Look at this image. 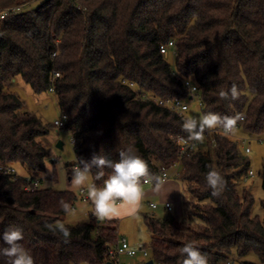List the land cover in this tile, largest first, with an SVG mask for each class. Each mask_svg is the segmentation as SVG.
Listing matches in <instances>:
<instances>
[{"label": "trees", "instance_id": "1", "mask_svg": "<svg viewBox=\"0 0 264 264\" xmlns=\"http://www.w3.org/2000/svg\"><path fill=\"white\" fill-rule=\"evenodd\" d=\"M169 41L176 51L173 66L159 51ZM17 77L37 95L52 89L67 117L76 143L74 161L64 164L68 179L79 159L103 154L118 161L129 148L152 173L159 166L170 170L179 161L178 138L187 140L184 117L148 94L187 100L185 79L198 88L201 115L244 113L243 131L264 134V0H0V234L22 228L21 243L35 264H107L115 221H96L91 214L89 222L66 224L65 242L48 225L61 223L78 196L24 190L41 183L46 153L39 139L48 130L7 88ZM233 84L239 99H221L219 93ZM17 168L28 175H17ZM212 169L226 181L220 197L207 187ZM248 170L233 138L215 135L213 146L188 151L174 178L184 219L143 216L150 241L142 248L149 260L182 264L180 250L191 242L207 254L208 264H223L232 255L256 259L242 264H264V199L262 216H253V197L237 188ZM104 171L96 180L93 169L91 183L102 187L111 169ZM61 200L70 205L68 212Z\"/></svg>", "mask_w": 264, "mask_h": 264}, {"label": "clouds", "instance_id": "2", "mask_svg": "<svg viewBox=\"0 0 264 264\" xmlns=\"http://www.w3.org/2000/svg\"><path fill=\"white\" fill-rule=\"evenodd\" d=\"M219 95L221 99L229 97L232 100L239 99L237 85L233 84L229 91H221ZM245 118L244 113L221 116L219 113L209 111L199 117H185L182 130L187 133V141L203 143L205 134H210L217 129H222L225 135L232 134L238 122H243ZM179 139L181 143L186 142L184 137ZM119 157L118 161H113L106 155L94 154L91 160L79 159L72 170L71 189L74 191L87 189L94 208L93 214L100 221L136 215L146 195L143 184H151L153 194L163 199L165 203L169 194L175 190L171 187L166 175L152 173L147 162L131 148L120 151ZM93 169H96L94 174L96 180L105 177V169H111L102 187L89 183L90 177L93 176ZM48 171L50 172L51 168ZM205 179L207 187L211 189V195L220 197L226 187V181L220 172L212 169L206 174ZM60 205L65 212L69 211L70 205L67 202L61 200ZM48 227L53 232L59 231L65 242H68L70 231L63 223L58 222ZM0 240L5 245L0 247V257L5 258L6 264H35L30 250L21 243L24 240L22 228L9 227L0 234ZM180 251L184 256L182 264H208L207 254L202 253L191 242L184 244Z\"/></svg>", "mask_w": 264, "mask_h": 264}, {"label": "rangeland", "instance_id": "3", "mask_svg": "<svg viewBox=\"0 0 264 264\" xmlns=\"http://www.w3.org/2000/svg\"><path fill=\"white\" fill-rule=\"evenodd\" d=\"M167 59L169 61V64L173 66L174 60L171 54L167 56ZM9 85L11 88L10 91L14 92L15 95H17L22 100L24 109L30 114V117H36L37 119H39L43 126L48 130L47 134L40 137L39 139L41 144L45 148L46 153L44 170L39 175V179L41 180L39 188L51 189L54 191L69 190L76 194L78 190L74 191L71 189V182L68 183L67 171L64 167V164L72 163L74 161V151L70 135L68 132L57 131L51 124L53 119H55L59 113L54 93L50 91L37 95L31 90L29 85L24 83L19 77L16 78L15 83L11 82L10 84H7V88L9 87ZM200 115V108H198L197 105L193 103L185 112L184 118L189 116L199 117ZM232 136L233 139L237 142L242 155L249 161V169L254 172V177L249 178L245 181L243 179V181L238 184V191L241 192L242 189H247L250 192L254 200L251 214L253 216L261 217L262 210L260 208V202L264 199V191L262 189L264 134L251 138L246 134V132L243 131V129H237L232 133ZM257 139H259L260 141H258ZM57 142L62 143L61 149L56 148ZM208 145L209 140L206 136L203 143L196 142V147L201 150H205ZM245 146H248L250 149V152L248 154H244L243 152ZM49 168H51L50 172L48 171ZM16 174L21 175V171L18 168L16 169ZM89 183H91L90 179ZM93 211L94 208L89 197L86 201H81L79 199L74 204L72 210L63 218V221L61 223H63L64 225H74L80 222H89V217L91 214H93ZM141 212L142 213L137 218L126 220L123 222L121 221V224L119 225L120 227L118 228L119 231L117 229L119 236L125 238L128 243L129 240H133L139 243L136 247H133L136 250L142 248L147 239V232L144 228L142 220L143 215L146 214L149 216L153 214L156 218L160 217V219L165 218L163 217L165 216L164 214H166V216L169 218H172L173 216L172 213L166 212L165 210H163V208H160L159 211L153 212L149 209L148 204L143 206ZM93 216L94 220H98L94 214ZM183 219L184 210L183 216L178 218V220ZM124 260H126L130 264H134V262L136 261L127 258H124ZM229 261L231 262V264H242V262L244 261L256 262V259L250 256L240 258L236 255H232L230 256Z\"/></svg>", "mask_w": 264, "mask_h": 264}, {"label": "built area", "instance_id": "4", "mask_svg": "<svg viewBox=\"0 0 264 264\" xmlns=\"http://www.w3.org/2000/svg\"><path fill=\"white\" fill-rule=\"evenodd\" d=\"M3 17V15L1 16ZM160 53L164 56L167 57L169 54H171L172 58L176 56V51H175V46L172 41H169L166 45L160 46L159 49ZM58 73H54V77H58ZM183 86L184 89L189 93V97L187 100H162L159 98L154 97L152 94H148V99H151L158 105L167 108L173 112L178 113L180 116L184 117L185 114V108L187 110L189 109L191 104H196L198 108H202V103L198 97V88L195 83H193L191 80L185 79L183 81ZM53 92V90H50ZM58 122H60V126H58ZM67 117L63 115L62 113H58V116L53 119L52 121V126L55 128L57 131H62V132H68L67 126ZM244 122V121H243ZM243 122H238L237 129H242ZM215 135H222V136H228L230 138H233L232 134L230 135H225L223 133L222 129H217L216 131H213L212 133H206L205 136L209 140V145L213 146L215 144ZM249 137H257V136H249ZM260 141L259 139H257ZM185 143H181L180 139L178 138V144H179V161L170 169L166 170L164 167L159 166L158 171L159 174H164L166 175L167 179L169 180L170 178H175L178 174L179 170V165H180V159L190 150L196 148V142L195 141H187L185 140ZM71 143L73 147L75 146V141L71 139ZM244 154H248L250 152V149L248 146H245L243 149ZM75 167V166H74ZM73 167V168H74ZM10 172H14L13 169L10 170ZM254 177V172L252 170H248L247 173L244 175V181L248 180L249 178ZM39 188V183L37 180L33 181L29 186L25 187L24 190L26 192H34ZM83 201L88 200V193L86 189L79 190L78 194ZM150 207L152 209L156 208L155 204H150ZM163 207L166 211H171V206L169 203H164ZM115 241L113 244L110 245V247L107 250V259L108 262L111 264H130L124 258L127 259H133L136 260L134 264H146L147 261H149V256H148V251L144 248H140L138 250L134 249L129 245V243L126 241L125 238L120 237L118 234L117 229H115ZM223 264H231V262L228 260Z\"/></svg>", "mask_w": 264, "mask_h": 264}, {"label": "crops", "instance_id": "5", "mask_svg": "<svg viewBox=\"0 0 264 264\" xmlns=\"http://www.w3.org/2000/svg\"><path fill=\"white\" fill-rule=\"evenodd\" d=\"M12 82L15 83L16 82V78L14 80H12ZM8 89L9 90L11 89L10 85H9ZM19 170L21 171V175L22 176H27L28 175V172H25L22 169H19ZM90 180H91V178H90ZM168 181H169L171 187L175 189L169 194L168 199H167V203H169L171 208H172L171 211H169V212L173 214L172 217L178 219V218L183 216L182 203H181V200H182L181 186L175 179H169ZM70 182H71V178L68 179V183H70ZM142 186H143V189H144L146 195H145L144 200L142 201L141 208L139 209V211H138V213L136 215L131 216V217H126V218H123V219H113V220H105V221H115L116 229H118L120 227L119 225L121 224V221L123 222V221L134 219V218H137L138 216H140V214L142 213L141 212L142 208L146 204H148L149 209L151 211H153V212L154 211H159L160 208H163V210H165L164 207H163V204L165 203L164 200L153 194V192L151 190L152 189V185L151 184H143ZM76 194L78 196V200L80 199L82 201L81 197L78 195L79 194V190H78V192ZM150 204H155L156 208L152 209L150 207ZM166 212H168V211H166ZM164 215L165 216H163V217L169 218V217L166 216V214H164ZM143 216H148V215L145 214ZM143 216H142V220H143ZM149 217L156 218L153 214L149 215ZM63 218H62V221H63ZM158 219H160V217ZM143 225H144V221H143ZM144 228L146 230L145 225H144ZM118 231H119V229H118ZM146 234H147V239L145 241V244L150 241V235L148 233H146ZM138 244L139 243H137L136 241L129 240V245L132 246V247H136Z\"/></svg>", "mask_w": 264, "mask_h": 264}, {"label": "water", "instance_id": "6", "mask_svg": "<svg viewBox=\"0 0 264 264\" xmlns=\"http://www.w3.org/2000/svg\"><path fill=\"white\" fill-rule=\"evenodd\" d=\"M61 147H62V143L61 142H57L56 143V148L61 149ZM107 264H111V263H107ZM146 264H153V261L149 260V261L146 262Z\"/></svg>", "mask_w": 264, "mask_h": 264}]
</instances>
